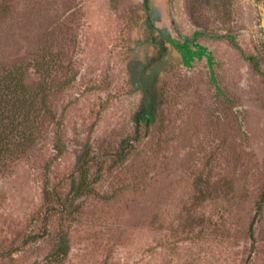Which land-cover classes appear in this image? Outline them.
Masks as SVG:
<instances>
[{
	"label": "rangeland",
	"instance_id": "1",
	"mask_svg": "<svg viewBox=\"0 0 264 264\" xmlns=\"http://www.w3.org/2000/svg\"><path fill=\"white\" fill-rule=\"evenodd\" d=\"M148 1L0 0V78L21 66L51 111L4 158L0 264H264V0Z\"/></svg>",
	"mask_w": 264,
	"mask_h": 264
},
{
	"label": "trees",
	"instance_id": "2",
	"mask_svg": "<svg viewBox=\"0 0 264 264\" xmlns=\"http://www.w3.org/2000/svg\"><path fill=\"white\" fill-rule=\"evenodd\" d=\"M146 9L150 10L149 1L145 0ZM199 4V3H198ZM200 5V4H199ZM192 17L196 18V13L202 10L201 6H194L191 4ZM166 38V35H163ZM187 44L185 50H180L186 56H203L211 55L206 53V50L201 47H197V52H193L189 48V41H185ZM22 72V67L10 68L5 71L4 75L0 78V164L1 170H4L8 164V161L3 162L4 158L8 156L10 161L20 159L22 155H25L31 151L36 144V135L40 132L42 124L47 120V115H51L50 107L46 102V97L42 93L44 90L41 86L30 85L24 78H17L16 74ZM154 104L152 100H145L142 104V110L136 117L137 125L140 122H151V113ZM61 140L57 144V149L61 152ZM126 153L121 151L119 158L126 160ZM93 155L89 151H85L84 154L78 158L79 172L81 174V185L78 188L77 194L80 195L81 191L88 189L90 186L86 185L88 181V167L92 163ZM55 187H50L49 182L43 187V197L46 202L56 203L61 206V211L58 213L59 217L65 221H73L76 216L75 211L70 210L69 205H61L58 200V192ZM52 222V221H51ZM49 225L47 228L50 230ZM48 235H50V232ZM47 235V236H48ZM37 236H32L35 239ZM250 237L254 241V223L250 228ZM70 253L69 238L66 233H63L59 237V244L52 254L53 258H57L62 262Z\"/></svg>",
	"mask_w": 264,
	"mask_h": 264
}]
</instances>
